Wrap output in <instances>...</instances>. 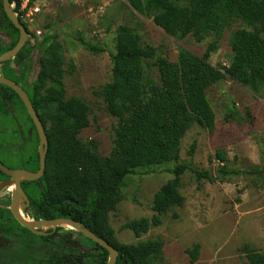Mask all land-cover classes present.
<instances>
[{"label":"rangeland","instance_id":"374dc122","mask_svg":"<svg viewBox=\"0 0 264 264\" xmlns=\"http://www.w3.org/2000/svg\"><path fill=\"white\" fill-rule=\"evenodd\" d=\"M19 19L26 24L29 38L42 41L50 37L49 48L63 60L66 97H78L90 107L88 125L79 138L82 142L95 141L97 151L104 156L113 152L122 130L103 93L114 78L113 54L117 52L119 30L126 28L141 48L154 54L143 61L146 81L151 84L160 81L157 59L176 63L184 52L203 57L213 40V36H208L198 42L187 27L168 22L158 25L135 9L130 0H48L34 21ZM238 28L250 29L243 21L227 28L218 48L205 60L207 65L214 68L230 65L238 42L234 32ZM11 41L12 36L0 30V45L7 46ZM88 45L100 46L104 51L95 52ZM42 56L43 51L37 48L26 61L24 80L16 76L20 72L14 62L5 68L0 65V74L25 90L30 89ZM12 98L0 108V161L10 169L37 171L42 154L39 137L17 95ZM207 98L216 115L214 126L193 124L182 138L178 160L140 166L127 174L121 184L123 199L109 213L110 225L122 243L164 242L160 255L149 264H191L187 249L195 244L200 245L195 264H250L245 246L264 254V174L251 173L264 169V96L226 75L207 89ZM180 164L188 167L181 176L183 205L174 206L162 216L160 225L136 236L126 224L155 214L154 194L174 178L173 170ZM222 169L228 173H222ZM196 171H206L210 177L198 178ZM13 196L19 197L16 180L0 174V202H3L0 204L11 215ZM20 201L23 216L34 221L25 214V199L21 197ZM4 223L17 230L11 219ZM61 226L62 233L75 231L72 240L77 249L93 248L75 227ZM26 243H30L27 251L32 254L26 264H35L47 252L41 240L0 232V264H10L7 260L13 256L16 260V252L26 247Z\"/></svg>","mask_w":264,"mask_h":264},{"label":"trees","instance_id":"16d2710c","mask_svg":"<svg viewBox=\"0 0 264 264\" xmlns=\"http://www.w3.org/2000/svg\"><path fill=\"white\" fill-rule=\"evenodd\" d=\"M14 1L10 0V3ZM130 3L158 25L168 22L176 27L184 26L198 42L208 36H213V40L203 57L184 52L176 63L157 59L155 64L160 81L151 84L146 81L143 61L153 58L154 54L141 48L126 28L119 30L117 52L113 54L114 78L103 93L110 112L119 118L122 130L108 156L97 151L95 141L82 142L79 138L88 125L90 107L78 97H66L63 60L49 48L50 37L42 41L28 38L13 59L0 65L5 68L14 62L20 72L16 76L24 80L26 61L37 48L43 51L39 72L26 91L45 127L49 146L44 175L35 181L25 179L22 182L29 201L25 214L34 221L58 217L77 220L119 250L116 264H149L152 258L160 255L164 242L149 240L124 244L118 240L109 222V213L116 210L123 199L122 181L137 167L178 160L182 138L193 124L207 128L214 126L216 115L208 101L207 89L226 75L264 96V0H130ZM238 21H243L250 29L238 28L234 32L238 42L232 62L223 68L210 67L205 60L218 48L223 32ZM0 30L12 36L9 45H0L1 55L11 50L20 36L19 29L4 11L2 0ZM87 47L95 52L104 51L100 46ZM13 94L26 109L18 94L4 84H0V108L13 100ZM28 116L39 137L29 113ZM195 147L196 142L191 153ZM219 157L224 161L222 153ZM187 168L185 164L177 165L173 170L174 178L154 194L155 214L151 218L142 217L126 224L136 236L160 225L162 216L174 206L183 205L181 176ZM221 172L228 173L225 169ZM195 173L198 178L210 177L206 171ZM251 173L264 174V169ZM0 174L9 177L1 170ZM8 219L16 224V231L4 223ZM62 229V226L55 231L49 228L48 235H37L23 227L10 211L0 207V232L36 237L46 245L47 252L37 258L35 264L108 263L109 252L102 245L84 235L93 248L77 249L75 241L71 240L75 231L62 233ZM60 236L65 239L57 241ZM25 245L16 252V260L13 256L8 263L26 264L31 260L32 254L27 251L30 243ZM56 248L58 250L54 251ZM199 251V244L187 249L191 264L196 263ZM244 251L250 264H264L263 253L249 246H245Z\"/></svg>","mask_w":264,"mask_h":264},{"label":"water","instance_id":"95a60500","mask_svg":"<svg viewBox=\"0 0 264 264\" xmlns=\"http://www.w3.org/2000/svg\"><path fill=\"white\" fill-rule=\"evenodd\" d=\"M3 1V7L4 11L6 12L7 16L10 18V20L14 23V25L19 29L20 36L17 44L11 49L8 50L0 55V63L8 61L13 59L21 50V48L25 45L26 41L29 38V31L27 27L21 22V20L17 17L14 10L11 8L10 0H2ZM0 84H4L10 88H12L20 97V99L23 101L30 117L32 118L34 125L36 127V130L38 132L39 136V149L42 151V154L40 155V167L37 171H29L27 169L21 168V169H10L6 167L1 161H0V170L4 173L11 176V178H14L16 180V188L18 190L19 197H12L11 200V211L15 219L23 226L32 231L35 234L38 235H47L48 232H46V229H42L39 227L49 226L53 228V230H56L57 227L69 223L75 229L79 232H81L86 237L92 239L93 241L97 242L98 244L102 245L104 248H106L109 252V261L107 264H116L118 256H119V250L115 248L111 243H109L107 240L102 238L101 236L95 234L93 231L87 229L81 222L74 220L72 218L67 217H58V218H52V219H41V220H35L36 222H39V226H33L26 217L23 216V214L20 212L18 205H19V199L23 197L26 202L28 201L27 194L25 190L22 187L23 180H31L35 181L40 179L46 169V155L47 150L49 146V141L47 138L45 127L40 119V116L38 112L36 111L35 107L33 106V103L30 99L29 94L27 91L16 81L0 74ZM27 204V203H26ZM27 206V205H26ZM25 206V208H26ZM24 208V209H25ZM60 239V238H58Z\"/></svg>","mask_w":264,"mask_h":264},{"label":"built area","instance_id":"2783aa9c","mask_svg":"<svg viewBox=\"0 0 264 264\" xmlns=\"http://www.w3.org/2000/svg\"><path fill=\"white\" fill-rule=\"evenodd\" d=\"M48 0H15L11 5L19 18L34 21ZM16 8V11H15Z\"/></svg>","mask_w":264,"mask_h":264},{"label":"bare ground","instance_id":"6f19581e","mask_svg":"<svg viewBox=\"0 0 264 264\" xmlns=\"http://www.w3.org/2000/svg\"><path fill=\"white\" fill-rule=\"evenodd\" d=\"M18 191V190H17ZM20 199H19V205H18V208H19V210H21L22 208H21V204H20ZM21 213H22V210L20 211ZM27 219V218H26ZM33 226H38L39 225V222H36V221H30L29 219H27ZM66 224H69V223H65V224H63V225H66ZM69 225H71V224H69ZM72 226V225H71Z\"/></svg>","mask_w":264,"mask_h":264},{"label":"flooded vegetation","instance_id":"af4514ba","mask_svg":"<svg viewBox=\"0 0 264 264\" xmlns=\"http://www.w3.org/2000/svg\"><path fill=\"white\" fill-rule=\"evenodd\" d=\"M3 172V171H2ZM0 207H2V204H0ZM21 211V210H20ZM53 229V228H52ZM57 230V229H56ZM53 231H55V230H53ZM46 232H48L47 230H46ZM50 232H48V234H49ZM47 234V235H48ZM38 235V234H37ZM40 236H46V235H40ZM73 237V236H72ZM72 237H71V240H72ZM58 238H60V239H58ZM62 239H65V236H60V237H57L56 238V240L57 241H60V240H62Z\"/></svg>","mask_w":264,"mask_h":264}]
</instances>
